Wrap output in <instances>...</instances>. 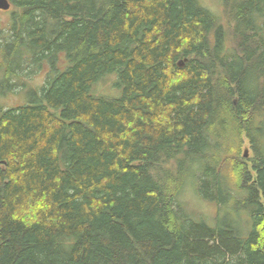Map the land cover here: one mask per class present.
<instances>
[{
    "label": "trees",
    "instance_id": "1",
    "mask_svg": "<svg viewBox=\"0 0 264 264\" xmlns=\"http://www.w3.org/2000/svg\"><path fill=\"white\" fill-rule=\"evenodd\" d=\"M9 1L0 264H264V0Z\"/></svg>",
    "mask_w": 264,
    "mask_h": 264
},
{
    "label": "rangeland",
    "instance_id": "2",
    "mask_svg": "<svg viewBox=\"0 0 264 264\" xmlns=\"http://www.w3.org/2000/svg\"><path fill=\"white\" fill-rule=\"evenodd\" d=\"M202 3L206 6H208L209 9H211L213 12L220 13L221 12V5L219 4V0H201ZM3 12V11H2ZM223 16V13L221 14ZM1 18H6L7 13H1ZM41 77H37L33 80H30V82L27 84L29 86V89H35L38 87V85L41 83ZM116 82V74H109L106 77L102 78L101 81L97 82L95 85L97 86V89L99 92L107 94L108 96H117L119 94V87L114 85ZM4 104H19L21 100L26 99V92L21 91L18 94L14 95H8L4 96L3 98ZM1 101V98H0ZM244 150L246 148H243ZM187 185L184 187L183 191L180 195V200L182 201L183 205L186 209H188L190 212H193L196 216H201L207 223L214 224V217L216 216L218 207L214 203L205 202L204 200H201L196 194H195V188L193 186V181L190 179H187ZM192 184V186H191ZM241 217H245L246 214L240 215ZM241 222H243L241 220ZM241 224V223H239Z\"/></svg>",
    "mask_w": 264,
    "mask_h": 264
},
{
    "label": "water",
    "instance_id": "3",
    "mask_svg": "<svg viewBox=\"0 0 264 264\" xmlns=\"http://www.w3.org/2000/svg\"><path fill=\"white\" fill-rule=\"evenodd\" d=\"M10 7V3L8 0H0V9L6 10ZM246 155V153H245Z\"/></svg>",
    "mask_w": 264,
    "mask_h": 264
}]
</instances>
